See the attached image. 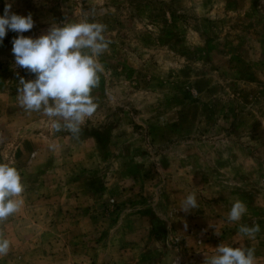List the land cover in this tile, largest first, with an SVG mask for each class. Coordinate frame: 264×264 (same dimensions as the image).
<instances>
[{
  "label": "rangeland",
  "instance_id": "rangeland-1",
  "mask_svg": "<svg viewBox=\"0 0 264 264\" xmlns=\"http://www.w3.org/2000/svg\"><path fill=\"white\" fill-rule=\"evenodd\" d=\"M6 4L30 14L33 27L0 40V115L11 119H1L11 126L0 123L2 143L16 136L29 144L27 159L47 175L48 191L73 174L82 190L110 188L92 205L102 217L121 205L111 199L117 192L129 203L159 201L163 212L195 192L199 207L187 214L210 210L225 220L219 236L240 199L247 211L237 225L259 224L264 237V0H0V13ZM85 18L104 24L111 43L93 90L99 122L77 138L52 132L42 113L19 105L20 78L35 74L15 64L11 41ZM152 226L156 239L171 246L187 239L195 252L217 237L190 228L179 238L159 217Z\"/></svg>",
  "mask_w": 264,
  "mask_h": 264
},
{
  "label": "crops",
  "instance_id": "crops-1",
  "mask_svg": "<svg viewBox=\"0 0 264 264\" xmlns=\"http://www.w3.org/2000/svg\"><path fill=\"white\" fill-rule=\"evenodd\" d=\"M2 114L0 123L9 129L11 126L1 119H11L7 121ZM15 137L2 143L7 135L0 133V162L11 163L18 170L24 186L23 204L0 220V238L10 242L7 254L0 256V264H203L204 257L211 256L218 244L239 246L241 242L238 222H233L225 235L202 241L199 251L190 249L187 239L171 246L167 240L154 237L155 217L166 219L169 233L179 238L188 237L190 228L217 231L226 225L225 220L219 222L210 210L205 213L199 209L193 217L178 211L177 206L174 211L163 212L159 201L146 206L129 203V198L125 200L118 192L110 197L121 205L108 217L96 215L93 202L109 194L110 188L98 195L82 190L78 180L71 178L73 174L63 178L59 190L48 191L44 183L47 175L40 171L37 161L27 159L29 144ZM34 182L39 185L36 189L32 188ZM243 243L254 249V264H264V237L256 235Z\"/></svg>",
  "mask_w": 264,
  "mask_h": 264
},
{
  "label": "clouds",
  "instance_id": "clouds-1",
  "mask_svg": "<svg viewBox=\"0 0 264 264\" xmlns=\"http://www.w3.org/2000/svg\"><path fill=\"white\" fill-rule=\"evenodd\" d=\"M10 7L6 4L0 13V40L8 31L23 33L33 27L30 14L11 12ZM104 31V24L85 18L53 25L35 38L17 35L12 39L15 64L35 74L34 79L20 78L18 103L25 111L42 113L52 132L66 131L78 138L82 126L86 123L95 126L99 122L93 90L99 86L105 71L99 57L111 43ZM23 191L15 166L0 162V220L21 208ZM198 207L197 193L189 192L181 200L179 209L189 212ZM246 211L245 203L236 199L229 207L227 220L239 222ZM259 231V224H239V246L218 244L211 256L204 257L203 264H254V249L245 246L243 241L255 238ZM9 247V240L0 238V256L7 254Z\"/></svg>",
  "mask_w": 264,
  "mask_h": 264
}]
</instances>
